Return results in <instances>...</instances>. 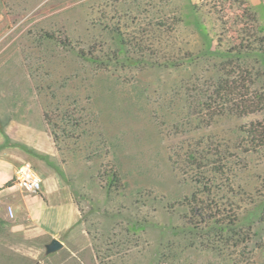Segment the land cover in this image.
Listing matches in <instances>:
<instances>
[{
	"label": "rangeland",
	"instance_id": "1",
	"mask_svg": "<svg viewBox=\"0 0 264 264\" xmlns=\"http://www.w3.org/2000/svg\"><path fill=\"white\" fill-rule=\"evenodd\" d=\"M246 36L255 107L209 117L204 96ZM11 98L52 137L53 155L29 162L60 175L89 231L92 250L65 264H264V0H0V101ZM201 150L212 191L199 196L215 205L192 218L184 158ZM217 220L250 228L248 243L207 237ZM30 247L52 264L44 242Z\"/></svg>",
	"mask_w": 264,
	"mask_h": 264
},
{
	"label": "crops",
	"instance_id": "2",
	"mask_svg": "<svg viewBox=\"0 0 264 264\" xmlns=\"http://www.w3.org/2000/svg\"><path fill=\"white\" fill-rule=\"evenodd\" d=\"M22 107L17 98L0 101V111L3 109L6 113L3 129H0V201L13 209L12 217L8 216L6 207L0 216V264H37L35 255H30L34 250L31 244L40 240L47 245L52 238H57L62 245L48 252V258L52 264H65L73 261L78 253L91 251L92 244L84 224L78 221L77 209L60 175L40 169V194L23 193L16 186H4L12 181L22 162L35 163L40 156L53 155L52 137L41 117L37 116V111L33 112L34 108L32 116H24L30 109ZM34 199L41 201V211L32 208ZM44 214L51 215L48 224L40 222L36 229V221ZM21 243L26 247H19Z\"/></svg>",
	"mask_w": 264,
	"mask_h": 264
},
{
	"label": "trees",
	"instance_id": "3",
	"mask_svg": "<svg viewBox=\"0 0 264 264\" xmlns=\"http://www.w3.org/2000/svg\"><path fill=\"white\" fill-rule=\"evenodd\" d=\"M248 7L245 11H248ZM46 37L54 39L53 35H47ZM253 42L249 37L242 39L241 43L235 46L234 52L230 55V58L223 65L222 76L215 80L214 84L210 87V93L204 96L201 103L202 109L208 112L207 115L212 117L219 114H232L237 111H246L248 113L253 105V99L248 97L245 93L249 91L250 86L253 83L251 71L255 69V62L250 57V52L254 50V46L250 44ZM62 44L68 45L64 40ZM245 51V53L243 52ZM242 53V54H241ZM253 62V63H252ZM44 117L47 120V114L44 112ZM249 137L251 144L257 145L263 138L262 128L259 124L253 123L245 129ZM185 164L188 166L193 174V180L196 183V191L193 192L192 196L188 198L190 206V212L192 218L200 217L213 209L212 203L206 202L201 196L209 198L212 191V179L207 175L206 169V156L205 150L193 151L185 155ZM225 156L218 154L215 161L212 162V170L223 179L225 173V164L223 163ZM108 172H103L106 175ZM118 172H113L110 176L111 182L110 187H118L119 176ZM227 179V178H225ZM12 181L7 182L4 186H11ZM2 187H0L1 189ZM201 195V196H199ZM224 210H217L218 215H222ZM228 220H234L231 218L232 211L226 210ZM211 213V212H210ZM209 215V214H208ZM264 222V211L262 212V219ZM249 227V226H247ZM89 234V231H87ZM228 234V236H226ZM207 237L219 238L220 240L228 241L230 238L241 239V242L248 243L250 228L238 227L237 224H227L224 226L218 220L213 222L212 225L207 229Z\"/></svg>",
	"mask_w": 264,
	"mask_h": 264
},
{
	"label": "built area",
	"instance_id": "4",
	"mask_svg": "<svg viewBox=\"0 0 264 264\" xmlns=\"http://www.w3.org/2000/svg\"><path fill=\"white\" fill-rule=\"evenodd\" d=\"M29 192L38 193L42 187V178L29 161H24L18 167L14 177L12 178V187ZM8 216H13V209L11 206H6Z\"/></svg>",
	"mask_w": 264,
	"mask_h": 264
},
{
	"label": "water",
	"instance_id": "5",
	"mask_svg": "<svg viewBox=\"0 0 264 264\" xmlns=\"http://www.w3.org/2000/svg\"><path fill=\"white\" fill-rule=\"evenodd\" d=\"M62 243L57 238H52L51 241L46 245L47 252H52L60 248Z\"/></svg>",
	"mask_w": 264,
	"mask_h": 264
}]
</instances>
